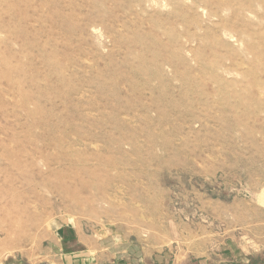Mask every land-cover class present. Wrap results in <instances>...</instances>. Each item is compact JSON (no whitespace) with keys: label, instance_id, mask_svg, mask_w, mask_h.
I'll return each instance as SVG.
<instances>
[{"label":"rangeland","instance_id":"obj_1","mask_svg":"<svg viewBox=\"0 0 264 264\" xmlns=\"http://www.w3.org/2000/svg\"><path fill=\"white\" fill-rule=\"evenodd\" d=\"M0 264H264V0H0Z\"/></svg>","mask_w":264,"mask_h":264},{"label":"crops","instance_id":"obj_2","mask_svg":"<svg viewBox=\"0 0 264 264\" xmlns=\"http://www.w3.org/2000/svg\"><path fill=\"white\" fill-rule=\"evenodd\" d=\"M62 232H63V238L62 239L64 241L63 245H62L63 252L66 250H69V252H67L66 254H70V255H73L75 253L80 252L79 245L82 244V242L80 239L77 240L76 232L71 231V230H64ZM67 234H69V235H67ZM101 251L107 252V254H111L109 246H105V245L103 246L102 245ZM116 254L120 255V253H116ZM118 255H114V256H118Z\"/></svg>","mask_w":264,"mask_h":264}]
</instances>
